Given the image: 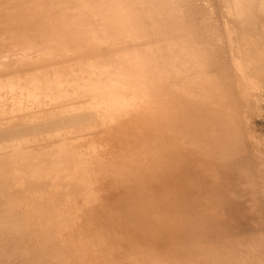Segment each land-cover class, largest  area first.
<instances>
[{
	"label": "bare ground",
	"instance_id": "6f19581e",
	"mask_svg": "<svg viewBox=\"0 0 264 264\" xmlns=\"http://www.w3.org/2000/svg\"><path fill=\"white\" fill-rule=\"evenodd\" d=\"M220 2L249 121L264 90V0ZM0 18L15 34L0 36V264H88L102 176L139 187L165 175L134 17L127 0H0ZM252 154L264 200V158ZM164 194L147 199L143 222L159 252L148 244L136 264H264L262 235L183 248Z\"/></svg>",
	"mask_w": 264,
	"mask_h": 264
},
{
	"label": "rangeland",
	"instance_id": "374dc122",
	"mask_svg": "<svg viewBox=\"0 0 264 264\" xmlns=\"http://www.w3.org/2000/svg\"><path fill=\"white\" fill-rule=\"evenodd\" d=\"M127 2L165 175L138 188L102 176L97 203L102 220L96 224L100 233H87L86 262H145L151 256L144 252L147 245L157 248L162 240L146 231L145 207L147 199L161 193L166 197L157 199L159 209L170 212L179 224L185 249L264 238V200L252 154L260 151L264 158V90L260 108H254L248 121L228 59L220 0ZM3 24L0 20V36H15L2 29ZM88 214L93 228L95 211ZM165 244L175 251L173 243Z\"/></svg>",
	"mask_w": 264,
	"mask_h": 264
}]
</instances>
